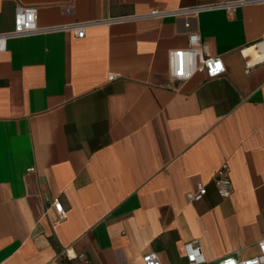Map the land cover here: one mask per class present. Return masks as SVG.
I'll list each match as a JSON object with an SVG mask.
<instances>
[{
  "label": "crops",
  "instance_id": "1",
  "mask_svg": "<svg viewBox=\"0 0 264 264\" xmlns=\"http://www.w3.org/2000/svg\"><path fill=\"white\" fill-rule=\"evenodd\" d=\"M216 1L0 0V33L21 7L60 28L0 50V264H144L149 252L189 264V243L205 264L259 253L264 62L247 69L241 50L264 40V3L174 14ZM155 9L171 13L143 16ZM130 15L142 17L98 23ZM82 22L95 24L80 38L70 26ZM192 33L224 74L171 75L170 52ZM199 184L206 196L188 200Z\"/></svg>",
  "mask_w": 264,
  "mask_h": 264
},
{
  "label": "built area",
  "instance_id": "2",
  "mask_svg": "<svg viewBox=\"0 0 264 264\" xmlns=\"http://www.w3.org/2000/svg\"><path fill=\"white\" fill-rule=\"evenodd\" d=\"M264 3V0H218L214 3L197 5L193 7L181 8L175 11L178 15H197L202 11L223 9L228 13L239 7L247 5H255ZM171 12L155 9L143 16L163 17ZM38 8L37 7H21L18 9L14 28L11 31L0 33V50H4L7 41L12 38L27 37L30 35L48 33L57 31L58 27H40L37 22ZM142 17V15H130L126 17L110 18L99 21L100 24H110L115 21L133 20ZM95 23L82 22L70 26L78 37L82 38L86 34V28ZM190 47L182 50H172L170 52V73L173 77L186 80L191 78L195 73H204L208 78H216L226 72V66L221 56H213L209 51V45L205 42L198 33H192L189 37ZM243 57L246 60L247 69L264 62V40L254 46H250L241 50ZM117 77L115 74H110L109 79L113 80ZM34 170V168H30ZM215 185L219 195L223 198H228L233 192V184L229 178L225 167L218 170L215 177ZM208 193L207 186L198 185L197 191H189L186 197L190 201H201ZM53 206L60 219L66 217V210L59 198L53 200ZM259 253L255 256L240 259L235 255L223 257L213 264H264V237L259 241ZM68 257L85 259V254H75L73 248L69 247L65 251ZM187 260L189 264H205L202 246L199 243L187 244ZM144 264H162L156 252H149L143 256Z\"/></svg>",
  "mask_w": 264,
  "mask_h": 264
}]
</instances>
